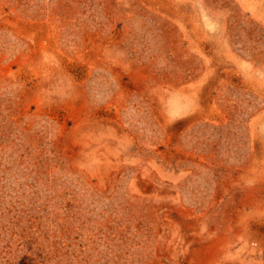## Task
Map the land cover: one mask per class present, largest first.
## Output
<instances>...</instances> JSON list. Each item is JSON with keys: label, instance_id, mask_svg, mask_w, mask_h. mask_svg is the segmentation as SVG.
Segmentation results:
<instances>
[{"label": "rangeland", "instance_id": "374dc122", "mask_svg": "<svg viewBox=\"0 0 264 264\" xmlns=\"http://www.w3.org/2000/svg\"><path fill=\"white\" fill-rule=\"evenodd\" d=\"M0 264H264V0H0Z\"/></svg>", "mask_w": 264, "mask_h": 264}]
</instances>
